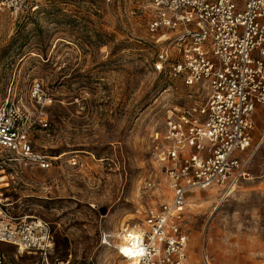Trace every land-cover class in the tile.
Listing matches in <instances>:
<instances>
[{
  "label": "rangeland",
  "instance_id": "rangeland-1",
  "mask_svg": "<svg viewBox=\"0 0 264 264\" xmlns=\"http://www.w3.org/2000/svg\"><path fill=\"white\" fill-rule=\"evenodd\" d=\"M150 3L48 0L21 18L0 11V99L27 96L36 79L52 98L50 128L34 131V143L57 157L54 167L13 164L2 187L14 216L51 224L50 264H127L116 249L122 230L141 225L145 208L170 197L158 139L168 110L203 97L154 70L145 43ZM242 155L249 176L231 194L215 188L217 200L188 206L191 263L205 264V252L211 264H264V115ZM2 248L9 264L42 262Z\"/></svg>",
  "mask_w": 264,
  "mask_h": 264
},
{
  "label": "built area",
  "instance_id": "built-area-1",
  "mask_svg": "<svg viewBox=\"0 0 264 264\" xmlns=\"http://www.w3.org/2000/svg\"><path fill=\"white\" fill-rule=\"evenodd\" d=\"M48 0H0V11L21 18ZM148 21L154 70L182 78L201 92L192 107L168 110L156 157L170 197L144 209L138 228L125 227L116 246L127 264H192L187 209L198 190L230 191L249 176L243 153L253 142L259 106H264V0H151ZM52 98L38 79L29 94L0 99V264L2 245L50 264L51 224L14 216L3 198L13 164L49 170L57 157L39 151L34 131L50 128ZM148 182L146 188H152ZM205 264H211L203 252Z\"/></svg>",
  "mask_w": 264,
  "mask_h": 264
},
{
  "label": "bare ground",
  "instance_id": "bare-ground-1",
  "mask_svg": "<svg viewBox=\"0 0 264 264\" xmlns=\"http://www.w3.org/2000/svg\"><path fill=\"white\" fill-rule=\"evenodd\" d=\"M206 191L209 192V195L207 197H203L202 191L201 190H198L196 192V194L190 198L189 205L190 206H201V204L203 202L204 203H211V202H214V200H217V197H216L217 196V193H216V189L215 188H211V189H208ZM233 191H234V187H232L230 191H227L226 192V196H228L229 194H231ZM166 192L168 194H171L170 188H168V190ZM128 227H130V228H138V225L128 226ZM61 264H67V263H61ZM192 264H200L198 257L196 259V263L192 261Z\"/></svg>",
  "mask_w": 264,
  "mask_h": 264
},
{
  "label": "crops",
  "instance_id": "crops-1",
  "mask_svg": "<svg viewBox=\"0 0 264 264\" xmlns=\"http://www.w3.org/2000/svg\"><path fill=\"white\" fill-rule=\"evenodd\" d=\"M264 115V106H259L257 109L256 117L257 119Z\"/></svg>",
  "mask_w": 264,
  "mask_h": 264
},
{
  "label": "water",
  "instance_id": "water-1",
  "mask_svg": "<svg viewBox=\"0 0 264 264\" xmlns=\"http://www.w3.org/2000/svg\"><path fill=\"white\" fill-rule=\"evenodd\" d=\"M106 211H107L106 208H102V209H101V212H102L103 214L106 213Z\"/></svg>",
  "mask_w": 264,
  "mask_h": 264
}]
</instances>
